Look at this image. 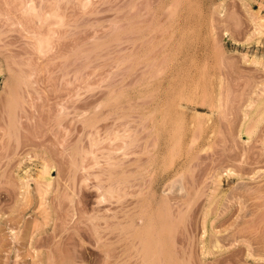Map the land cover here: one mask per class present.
<instances>
[{
    "label": "rangeland",
    "instance_id": "374dc122",
    "mask_svg": "<svg viewBox=\"0 0 264 264\" xmlns=\"http://www.w3.org/2000/svg\"><path fill=\"white\" fill-rule=\"evenodd\" d=\"M262 255L264 0H0V264Z\"/></svg>",
    "mask_w": 264,
    "mask_h": 264
},
{
    "label": "bare ground",
    "instance_id": "6f19581e",
    "mask_svg": "<svg viewBox=\"0 0 264 264\" xmlns=\"http://www.w3.org/2000/svg\"><path fill=\"white\" fill-rule=\"evenodd\" d=\"M47 174H48V173H47ZM151 237H152V236H151ZM148 238H149V237H148ZM146 242H147V241H146ZM149 242H150V241H149ZM217 242H219V241H217ZM148 244H150V243H147V245H148ZM163 245H164V244H163ZM166 245H167V244H166ZM148 247H149V246H147V248H148ZM150 247H151V246H150ZM214 248H215V247H214ZM151 249H152V247H151ZM151 249H150V250H151ZM164 249H165V248H164ZM166 250H168V249H166ZM168 251H169V250H168ZM146 252H147V251H146ZM151 252H152V250H151ZM165 252H166V251H165ZM163 253H164V252H163ZM166 253H167V252H166ZM164 254H165V253H164ZM167 254L169 255V253H167ZM149 255H151V254H149ZM152 255H153V254H152ZM146 256H147V255H146ZM260 256H261V255H260ZM262 256H264V255H262ZM147 257H148V256H147ZM150 257H151V256H150ZM170 257H171V256H170ZM165 258H166V257H165ZM165 258H164V259H165ZM171 259H172V258H171ZM171 259H169V260H171ZM151 260H153V259L151 258ZM149 261H150V260H149ZM163 261H164V260H163ZM165 262H166V259H165Z\"/></svg>",
    "mask_w": 264,
    "mask_h": 264
}]
</instances>
